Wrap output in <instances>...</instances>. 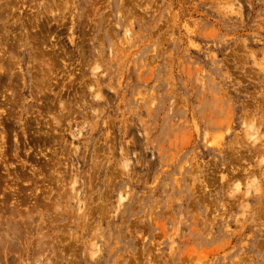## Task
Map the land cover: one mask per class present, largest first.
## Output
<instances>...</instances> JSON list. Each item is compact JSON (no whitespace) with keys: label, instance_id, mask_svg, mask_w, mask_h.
<instances>
[{"label":"rangeland","instance_id":"rangeland-1","mask_svg":"<svg viewBox=\"0 0 264 264\" xmlns=\"http://www.w3.org/2000/svg\"><path fill=\"white\" fill-rule=\"evenodd\" d=\"M0 264H264V0H0Z\"/></svg>","mask_w":264,"mask_h":264},{"label":"bare ground","instance_id":"bare-ground-1","mask_svg":"<svg viewBox=\"0 0 264 264\" xmlns=\"http://www.w3.org/2000/svg\"><path fill=\"white\" fill-rule=\"evenodd\" d=\"M6 234V233H5Z\"/></svg>","mask_w":264,"mask_h":264}]
</instances>
